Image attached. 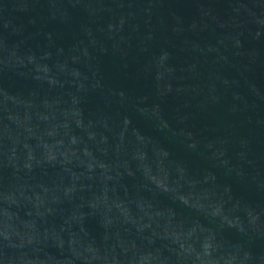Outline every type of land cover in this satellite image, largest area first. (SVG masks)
I'll list each match as a JSON object with an SVG mask.
<instances>
[{"label": "water", "instance_id": "1", "mask_svg": "<svg viewBox=\"0 0 264 264\" xmlns=\"http://www.w3.org/2000/svg\"><path fill=\"white\" fill-rule=\"evenodd\" d=\"M0 264H264V0H0Z\"/></svg>", "mask_w": 264, "mask_h": 264}]
</instances>
